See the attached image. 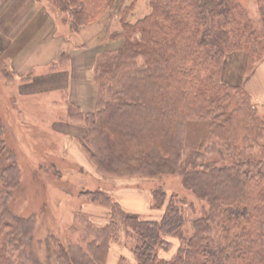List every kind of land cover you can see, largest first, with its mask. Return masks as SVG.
<instances>
[{
  "label": "trees",
  "instance_id": "16d2710c",
  "mask_svg": "<svg viewBox=\"0 0 264 264\" xmlns=\"http://www.w3.org/2000/svg\"><path fill=\"white\" fill-rule=\"evenodd\" d=\"M48 1L68 16L73 34L98 22L115 2ZM135 2L122 9L120 27L112 30L96 57L94 111L82 113L68 104L67 118L84 128L80 145L98 175L150 182L176 175L201 203L200 211L163 187L151 191L150 210L159 211L155 218L127 212L104 187L86 191L88 201L81 211L90 204L103 225L81 214L93 230L73 249H65L51 235L53 264H106L110 243L121 236L131 242L133 264H264V119L241 87L220 79L223 64L234 52L246 55V72L264 59V0H255L259 30L236 0H148L150 13L130 23L128 13ZM67 63L68 53L63 52L49 71L65 69ZM187 126L201 131L192 146L186 141ZM9 131L12 118L4 115L0 264H40L9 255V243L18 232L24 234L35 224V218L15 213L12 193H18L23 180L17 150L6 143ZM207 136L232 152L230 162L216 166L203 161ZM215 147L209 148L212 153ZM30 153L35 164L31 175L57 177L52 161ZM30 179L35 184L36 179ZM187 225L189 234L184 232ZM173 248L167 257L162 255Z\"/></svg>",
  "mask_w": 264,
  "mask_h": 264
},
{
  "label": "rangeland",
  "instance_id": "374dc122",
  "mask_svg": "<svg viewBox=\"0 0 264 264\" xmlns=\"http://www.w3.org/2000/svg\"><path fill=\"white\" fill-rule=\"evenodd\" d=\"M236 1L246 9L253 27L256 30L261 29L255 0ZM129 2L130 0L126 2V5ZM40 5L46 7V11L56 15V18L53 19L56 25V36L61 37L58 44L67 42L68 39L72 41L73 32L70 29L68 16L60 13L56 5L48 0H42ZM119 12V17H122L124 12ZM149 13L148 0H136L133 10L128 13L130 15L128 21L134 23ZM119 17L112 23V29L120 27L121 18ZM9 50L15 56L23 52V45L13 43L7 51ZM45 52H49V50L44 49L42 60L47 57ZM41 53L42 50L30 51L32 58H37ZM5 55L8 57L7 53L0 52V117L8 115L12 118L13 131L8 132L6 143L17 150L16 158L23 180V183L20 184L21 188L16 191L18 193H12L15 195L16 210H14L24 219L35 218L34 227L32 226L24 234L18 232L15 241L9 243L11 245L9 246V255L13 260L25 262L28 257L39 260L40 264H53L55 247L53 248L51 243V235L56 237V240L65 249L78 248L76 244L79 239L88 236V231L93 230L91 225L87 224V219L81 214L86 215L98 226L103 225L104 221L101 222L98 217L95 218V208H92L90 204H87L84 213L81 211L84 208L83 204L88 201L83 194L86 191H95L100 187L108 189L111 195L115 193L117 201L127 212L149 218H155L159 213V211L150 210L151 191L161 187L168 194L177 195L189 205H194L195 210L200 211L201 203L196 202L195 197L184 189L180 177L176 175L151 182L131 178L106 179L98 175L80 145L85 130L81 124L67 118L65 114L67 110L62 105L64 97L59 95L28 97L25 94H19L18 72L15 73L17 64L16 68L14 65L11 66L10 58L7 59ZM260 62H264V59L255 63L250 72H246V55L241 51L234 52L223 64L220 79L227 85L241 87L249 96L250 94H264V77H260L259 72L264 74V69H257L254 73ZM4 71H7L8 75ZM104 83L100 82V84ZM253 98L251 97V100L254 107L257 108L258 115L264 119V98L255 96ZM200 132H192L189 126L186 127V141L189 146L193 145ZM18 137L20 141L17 139ZM205 140L207 147L211 148L212 145L218 147H215L216 153H212L207 148L203 158L204 162L214 163L216 166L230 162L232 152L228 153L227 148L219 145L212 137L207 136ZM30 152L36 156H45L47 161H52L57 168V177L38 172L31 175L35 164L33 165L34 162L31 161L32 153ZM221 159L225 162H221ZM31 177L36 179L35 184L31 181ZM37 177L40 178L39 182ZM195 215L197 216V213ZM102 218L106 220L105 217ZM193 218L194 214L190 216V219ZM188 228L187 225L184 229L185 234L186 231L188 234L190 233ZM112 243L116 244L120 255L123 256L117 260L116 264H133L130 240L121 236L118 241ZM173 243L176 247L177 240H173ZM14 246H19V249L13 251ZM173 251L174 248L167 251L169 253L162 255L167 257Z\"/></svg>",
  "mask_w": 264,
  "mask_h": 264
},
{
  "label": "crops",
  "instance_id": "0c3cea01",
  "mask_svg": "<svg viewBox=\"0 0 264 264\" xmlns=\"http://www.w3.org/2000/svg\"><path fill=\"white\" fill-rule=\"evenodd\" d=\"M127 1L115 0L112 8L98 22L81 28L77 34L71 36L72 41L63 40L62 44H58L61 37L56 36L53 20L56 15L40 5L42 0H0V52L8 54L5 57L10 58L11 66L16 68L17 64L15 73L18 72L19 94L28 97L59 95L64 97V109L68 110V104H73L82 113L93 112L97 100V91L92 80L95 60L104 51L103 45L108 41L112 30L115 31L112 23L118 19L119 11H122ZM13 43L22 44L23 52L13 56L10 50L7 51ZM44 49L49 52H45L47 57L42 60ZM35 50H42V53L37 58H32L30 51ZM63 52L69 56L65 69L49 71L50 64ZM257 69H264V62H260L254 73ZM259 72L260 77H264ZM250 96L264 98V94ZM112 195L116 198L115 193ZM115 245L110 244L106 264H116L123 257Z\"/></svg>",
  "mask_w": 264,
  "mask_h": 264
}]
</instances>
